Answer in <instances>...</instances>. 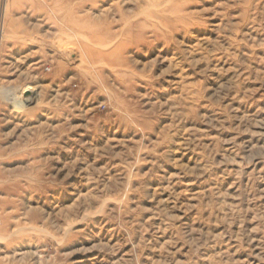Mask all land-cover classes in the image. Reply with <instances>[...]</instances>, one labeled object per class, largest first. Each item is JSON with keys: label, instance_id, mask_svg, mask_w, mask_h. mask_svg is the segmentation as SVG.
<instances>
[{"label": "rangeland", "instance_id": "1", "mask_svg": "<svg viewBox=\"0 0 264 264\" xmlns=\"http://www.w3.org/2000/svg\"><path fill=\"white\" fill-rule=\"evenodd\" d=\"M27 84L0 264H264V0H0Z\"/></svg>", "mask_w": 264, "mask_h": 264}, {"label": "bare ground", "instance_id": "2", "mask_svg": "<svg viewBox=\"0 0 264 264\" xmlns=\"http://www.w3.org/2000/svg\"><path fill=\"white\" fill-rule=\"evenodd\" d=\"M39 88L38 86H30V84L23 86V88L6 87L0 90V97L3 102L14 107L16 111L26 110L29 106L39 103L41 96Z\"/></svg>", "mask_w": 264, "mask_h": 264}]
</instances>
